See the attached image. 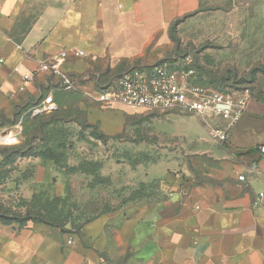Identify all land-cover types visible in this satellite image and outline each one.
<instances>
[{
	"label": "crops",
	"instance_id": "0c3cea01",
	"mask_svg": "<svg viewBox=\"0 0 264 264\" xmlns=\"http://www.w3.org/2000/svg\"><path fill=\"white\" fill-rule=\"evenodd\" d=\"M201 2L56 0L26 23L27 0H1L0 110L38 94L43 78L56 81L47 73L29 81L24 75L60 50L70 51L65 69L71 74L96 62L110 71L153 64L147 49L163 43L173 21L201 13ZM76 49L85 54L74 56ZM98 105L89 107L88 119L107 135L122 132L125 116L135 109L118 105L119 110H103ZM118 111L124 118L121 127L108 133L102 117ZM186 123L181 119L171 133L193 149L180 162L150 167L143 181L157 180L160 188L156 196L142 200L134 216L116 227L99 217L85 224L81 234L47 224L15 228L0 221V264H264V153L259 148L264 101L253 96L246 101L224 142L196 134ZM17 137L8 132L4 138ZM42 169L51 175L38 165Z\"/></svg>",
	"mask_w": 264,
	"mask_h": 264
},
{
	"label": "rangeland",
	"instance_id": "374dc122",
	"mask_svg": "<svg viewBox=\"0 0 264 264\" xmlns=\"http://www.w3.org/2000/svg\"><path fill=\"white\" fill-rule=\"evenodd\" d=\"M55 2L27 0L26 23ZM200 9L201 13L181 17L169 24L163 43L147 49L146 53L152 58L149 62L189 57L214 90L235 99L246 94H261L264 98V0H202ZM134 65L139 64L134 63L120 71H108L104 62L89 64L82 73L72 74L74 87L64 90L54 79L43 78L38 94L26 96L17 106L14 104L5 111L4 116L0 114V126L8 125L3 129L4 137L8 132L18 135L13 140L1 138L0 148L25 143L28 136L23 132L26 115L33 116L34 109L51 94L60 109L58 112L65 116V123L60 125L68 129L69 134L63 162L68 165H78L85 160L101 162L100 174L109 178L108 184L94 185L93 176L69 173L45 155L42 159L18 157L9 166V179L0 185V206L7 216L22 218L28 208L36 213L38 207L31 201L34 193H41L44 200L57 204L58 212L64 211L61 216H70L65 233L79 234L85 223L99 217L109 218L116 227L124 218L134 216L142 206V192L136 195L137 199L131 198L132 192L140 191V188L144 194L151 192L149 186H141L150 167L161 161L180 162L193 149L183 146L171 133L181 124V119L196 134L209 137L207 129L192 114L180 118L179 114L168 110L148 111L135 107L133 113L125 116L127 120L118 137L117 134L101 139L94 137V129L86 125V110L96 105L95 91L110 77ZM56 95L64 96V99L58 103ZM98 107L119 110L118 106ZM122 119L119 111L109 112L102 117L101 124L108 133H115L120 129ZM133 161L137 163L136 167L132 166ZM38 165L50 169L51 175H46L43 169L39 172ZM27 174L32 178L21 180ZM148 183L155 185L152 178ZM156 193L154 186L151 195L154 197ZM0 221L15 228L39 225L32 220L8 223L0 218Z\"/></svg>",
	"mask_w": 264,
	"mask_h": 264
},
{
	"label": "built area",
	"instance_id": "2783aa9c",
	"mask_svg": "<svg viewBox=\"0 0 264 264\" xmlns=\"http://www.w3.org/2000/svg\"><path fill=\"white\" fill-rule=\"evenodd\" d=\"M73 54L81 57L85 53L76 49ZM69 55L68 49L51 54L41 60L34 71L25 74V80L47 73L56 78L61 88H73L75 82L72 74L65 69ZM95 93V100L104 108L126 105L148 111L168 110L192 114L201 121L212 138L222 142L228 140L231 126L241 116L246 101L251 97L246 94L235 99L202 84L189 57L131 66L98 87ZM55 109L57 104L50 94L39 103L33 114ZM5 128H0L1 142ZM259 148L264 153V142Z\"/></svg>",
	"mask_w": 264,
	"mask_h": 264
},
{
	"label": "trees",
	"instance_id": "16d2710c",
	"mask_svg": "<svg viewBox=\"0 0 264 264\" xmlns=\"http://www.w3.org/2000/svg\"><path fill=\"white\" fill-rule=\"evenodd\" d=\"M199 11L202 10L200 9ZM192 66L195 68L193 63ZM121 69L122 68H119L118 70L120 71ZM107 70L110 71L109 69ZM196 71L199 76V81L202 84L210 86L212 88L210 81H208L202 75V73H200L197 69ZM63 90H58V92H62ZM253 97H256L264 101V98L261 97V94H256ZM62 99H64V96L60 98L59 95H56V100L58 101V103H60ZM59 110L57 108L52 112H41L38 114H33V116L27 114L26 115L27 120L25 122L26 125L23 130L24 133H28L26 142L13 145L12 147L5 146L0 148V185L4 183L7 179H9V173L11 171L9 166L12 163H14L18 157L22 159L39 157L42 159L44 155L47 156L52 161H54L55 165L64 168L69 173L80 172L93 176L92 178L94 185L109 183V178L100 174V169L102 168L101 162L85 160L78 165H68L67 163L63 162L64 155H66L65 149L68 144L69 134H68V129L60 125L65 123V119H64L65 116L60 114L58 112ZM0 114L4 116L5 111L0 110ZM126 120L127 118L125 117V122ZM86 121H87L86 125L94 129L92 133L94 137H96L97 139H101L107 136V134H105L103 131L100 130L98 123H93L89 121L88 110H86ZM3 127H8V125L0 126V128ZM118 136L119 133L116 135V137ZM37 140L38 142L36 143ZM131 164L133 167L137 166V163L135 161H133ZM31 178H32L31 174H27L25 177H22L21 180L27 181ZM152 181L155 184L154 185L155 188L158 190L160 188V182L157 180H152ZM141 186L146 188H148L149 186L151 192L144 194L141 188L139 189L140 191L136 189L135 191L132 192L131 198L137 199L138 197H136V195L138 196V194H140L141 192H142L140 196L141 199L145 200L151 198L152 196L151 194L154 189V186L150 185L148 182L145 181L141 183ZM31 202L34 203V207H38L36 213H32L31 209L28 208L26 215L22 218H18L16 216H7L5 212L2 211V206H0V218H2L3 221L8 223L12 221H16V222L23 221L25 223L26 221L32 220L39 224H47L52 227H58L63 232L67 231L66 226L70 220V216L68 215L65 217L61 216V214L64 211L58 212L57 204H55L54 201L49 202L48 199L44 200L43 194L34 193ZM45 212L46 214H43ZM84 225L81 227V229L79 228L80 229L78 231L79 234H81V230L84 227Z\"/></svg>",
	"mask_w": 264,
	"mask_h": 264
}]
</instances>
